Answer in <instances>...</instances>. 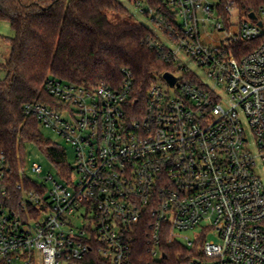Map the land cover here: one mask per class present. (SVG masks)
Segmentation results:
<instances>
[{
  "label": "built area",
  "instance_id": "2783aa9c",
  "mask_svg": "<svg viewBox=\"0 0 264 264\" xmlns=\"http://www.w3.org/2000/svg\"><path fill=\"white\" fill-rule=\"evenodd\" d=\"M137 5L170 70L141 100L123 68L117 87L50 78L52 103L24 106L75 156L1 191L0 264H264V3Z\"/></svg>",
  "mask_w": 264,
  "mask_h": 264
},
{
  "label": "trees",
  "instance_id": "16d2710c",
  "mask_svg": "<svg viewBox=\"0 0 264 264\" xmlns=\"http://www.w3.org/2000/svg\"><path fill=\"white\" fill-rule=\"evenodd\" d=\"M159 7L162 0H135ZM221 7L240 13H257L264 0H220ZM131 13L121 0H0V21H8L14 36L5 37L11 47L2 63L7 71L0 80V157L11 168L0 180L15 199L23 178L24 144L39 146L59 170L67 161L66 149L46 139L38 120L24 112L27 103H52L46 81L57 78L81 85L123 82V68L134 77V96L143 99L156 74L169 71L150 48L152 30L118 14ZM165 264H176L175 252H168ZM134 264H143L138 258Z\"/></svg>",
  "mask_w": 264,
  "mask_h": 264
},
{
  "label": "rangeland",
  "instance_id": "374dc122",
  "mask_svg": "<svg viewBox=\"0 0 264 264\" xmlns=\"http://www.w3.org/2000/svg\"><path fill=\"white\" fill-rule=\"evenodd\" d=\"M124 5L127 7L129 12L131 13V17L126 14H118L120 20L122 19H133L134 21L141 22L148 26L151 29H157L155 23L148 17L146 14L142 13L137 2L135 0H121ZM211 3H217L220 0H209ZM246 15L244 13L241 14L239 18L245 19ZM238 16L236 19H239ZM14 36V30L11 27V24L8 21H0V80L4 79L7 71L2 66V63L9 57L11 52V47L8 42L4 39L5 37ZM193 68H196L192 65ZM42 133L44 134L46 139H50L51 141L61 144L66 149L67 161L69 163H73L74 161V149L64 142L62 138L57 136L54 132L49 129L40 127ZM24 156L25 162L23 166L20 168V173L24 171L29 179L35 181L37 183L43 182V177L47 174H57V168L48 158L46 153L36 144L34 143H25L24 144ZM38 163L42 166L43 173L38 175L33 172L32 165L33 163ZM264 179V177H263ZM210 239H215L214 235L209 236Z\"/></svg>",
  "mask_w": 264,
  "mask_h": 264
},
{
  "label": "water",
  "instance_id": "95a60500",
  "mask_svg": "<svg viewBox=\"0 0 264 264\" xmlns=\"http://www.w3.org/2000/svg\"><path fill=\"white\" fill-rule=\"evenodd\" d=\"M249 16H250L251 18H253V19H256V18H257V15H256L254 12H251V13L249 14ZM164 76H165V78H166L167 80L170 81L171 85L174 84V82H175V78H174L170 73H165Z\"/></svg>",
  "mask_w": 264,
  "mask_h": 264
}]
</instances>
